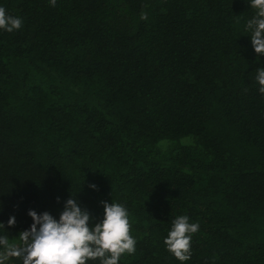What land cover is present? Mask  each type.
Wrapping results in <instances>:
<instances>
[{
  "label": "trees",
  "instance_id": "trees-1",
  "mask_svg": "<svg viewBox=\"0 0 264 264\" xmlns=\"http://www.w3.org/2000/svg\"><path fill=\"white\" fill-rule=\"evenodd\" d=\"M0 7L23 21L0 30V236L18 243L30 210L59 220L75 197L93 223L102 201L126 207L136 252L119 264H264V55L248 0ZM182 215L199 224L185 262L164 244Z\"/></svg>",
  "mask_w": 264,
  "mask_h": 264
},
{
  "label": "clouds",
  "instance_id": "clouds-1",
  "mask_svg": "<svg viewBox=\"0 0 264 264\" xmlns=\"http://www.w3.org/2000/svg\"><path fill=\"white\" fill-rule=\"evenodd\" d=\"M57 0H50L54 7ZM255 15L248 20L246 29L258 55H264V0H248ZM147 19L146 13H141ZM22 19L11 16L0 7V30L9 33L21 29ZM258 91L264 94V68L256 69ZM95 189L96 185H90ZM59 200V198H58ZM103 219L82 209L75 197L69 198L59 220L50 213L30 210L34 223L30 230L19 233L18 243L10 242L7 235L0 236V264L11 258L21 259L22 264H119L122 256L136 252V239L130 234L129 213L120 203L102 201ZM16 224L15 217L8 221ZM0 227H5L0 223ZM199 231L198 223H190L187 215L176 217L164 240L167 250L180 262L191 259L192 236Z\"/></svg>",
  "mask_w": 264,
  "mask_h": 264
}]
</instances>
